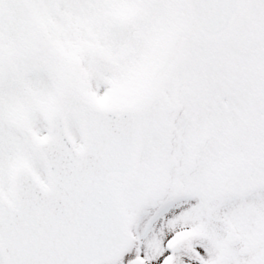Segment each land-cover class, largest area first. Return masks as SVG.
<instances>
[{"label":"snow or ice","instance_id":"snow-or-ice-1","mask_svg":"<svg viewBox=\"0 0 264 264\" xmlns=\"http://www.w3.org/2000/svg\"><path fill=\"white\" fill-rule=\"evenodd\" d=\"M0 264H264V0H0Z\"/></svg>","mask_w":264,"mask_h":264}]
</instances>
